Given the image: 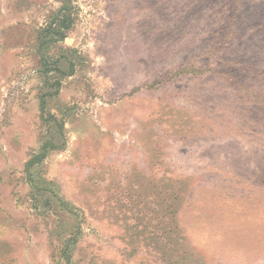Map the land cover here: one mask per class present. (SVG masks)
Listing matches in <instances>:
<instances>
[{
    "label": "rangeland",
    "instance_id": "374dc122",
    "mask_svg": "<svg viewBox=\"0 0 264 264\" xmlns=\"http://www.w3.org/2000/svg\"><path fill=\"white\" fill-rule=\"evenodd\" d=\"M0 264H264V0H0Z\"/></svg>",
    "mask_w": 264,
    "mask_h": 264
},
{
    "label": "trees",
    "instance_id": "16d2710c",
    "mask_svg": "<svg viewBox=\"0 0 264 264\" xmlns=\"http://www.w3.org/2000/svg\"><path fill=\"white\" fill-rule=\"evenodd\" d=\"M63 38H64V36L60 34V39H63ZM44 152H45V150H44Z\"/></svg>",
    "mask_w": 264,
    "mask_h": 264
}]
</instances>
